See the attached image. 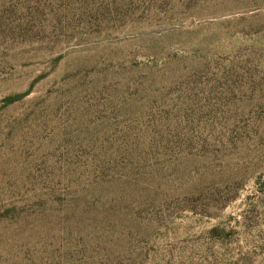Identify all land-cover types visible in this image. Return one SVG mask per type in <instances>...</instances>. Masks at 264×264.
Instances as JSON below:
<instances>
[{
    "label": "rangeland",
    "instance_id": "1",
    "mask_svg": "<svg viewBox=\"0 0 264 264\" xmlns=\"http://www.w3.org/2000/svg\"><path fill=\"white\" fill-rule=\"evenodd\" d=\"M0 264H264V0H0Z\"/></svg>",
    "mask_w": 264,
    "mask_h": 264
}]
</instances>
